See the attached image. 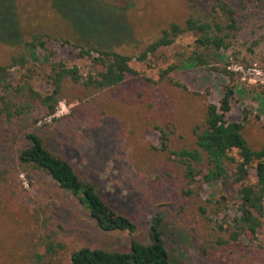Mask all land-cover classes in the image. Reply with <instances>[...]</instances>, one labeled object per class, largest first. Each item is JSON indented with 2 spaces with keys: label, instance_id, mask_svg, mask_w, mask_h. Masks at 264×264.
Returning a JSON list of instances; mask_svg holds the SVG:
<instances>
[{
  "label": "rangeland",
  "instance_id": "1",
  "mask_svg": "<svg viewBox=\"0 0 264 264\" xmlns=\"http://www.w3.org/2000/svg\"><path fill=\"white\" fill-rule=\"evenodd\" d=\"M222 4L236 11L239 27L236 36L226 40L227 47L213 55L215 67L236 74L226 120L244 124L246 141L259 148L264 143V0H0V67L20 54L34 35L54 39L47 42L46 50L27 53L25 68L7 69L0 85L14 84L27 73L32 75L33 89L44 95L51 91L47 76L54 62L76 67L82 76L99 69L88 58L78 57L79 48L129 56L130 67L140 74L84 99L79 88L65 83L64 99L53 118L46 117L41 106L29 103L11 124L0 126V171L9 172L7 177L18 192L0 188V243L6 246L0 247V264H25L20 255L26 247L34 250L37 237L46 232L54 233L65 246L57 264H69V255L83 247L123 252L132 240L148 241L155 213L162 217L163 241L172 264H264V219L255 239L228 241L227 232L215 228L228 229L236 217L240 186L232 181L202 183L195 194L186 196L181 173L157 152L160 134L155 128L167 122L176 128L173 146L191 145L192 128L208 103L218 105L228 78L191 69L170 74L185 90L159 81L160 70L190 56L196 33H182L144 62L135 60L172 24L183 26L193 18L225 26ZM28 132L36 133L47 149L70 162L76 174L93 184L136 230L102 232L77 200L49 176L31 173L27 180L20 174L17 155L26 146ZM253 181L250 169L249 182ZM221 197L226 201L215 213L213 204ZM200 206L207 209L210 221ZM217 238L227 244L214 247ZM200 244H205V254Z\"/></svg>",
  "mask_w": 264,
  "mask_h": 264
},
{
  "label": "trees",
  "instance_id": "2",
  "mask_svg": "<svg viewBox=\"0 0 264 264\" xmlns=\"http://www.w3.org/2000/svg\"><path fill=\"white\" fill-rule=\"evenodd\" d=\"M10 4L15 14L13 2ZM219 8L227 21L225 26L216 20L210 22L193 18L187 19L183 26L172 24L158 39L148 44L135 60L144 62L160 49L170 46L182 33H196L197 38L193 42L190 56L181 63L160 70L159 81H168L185 90L184 86L171 79L170 74L191 69L214 71L228 78L218 105L208 103L203 109L200 122L192 128L190 146H173L172 137L176 128L172 122H167L161 127L156 126L155 129L160 134L157 152L181 173L184 180L182 186L188 188L182 191L186 196L195 194V188L202 183L220 182L226 185L232 181L240 186L236 217L232 219L228 229L220 225L215 227L218 231L227 232L228 241L236 242L248 236L255 239L264 219V143L259 148L251 147L244 137V124L226 120L234 101L235 89L232 83L236 74L225 67H215L213 62L216 57L213 55L227 47L226 40L235 37L239 27L235 10L227 4H222ZM49 40L54 39L48 34L34 35L29 42L24 43V50L20 54L13 55L6 67H0V76L7 69L25 68L27 53H32L37 48L46 50ZM92 53H95L96 57ZM78 57L88 58L92 65L99 69L82 76L76 67L70 68L61 62H54L47 76L51 91L44 95L33 89L31 74H21L14 84H1L0 126L11 124L22 114L24 104L29 103L41 106L46 117L53 118L59 103L64 99L65 83L79 88V96L84 99L89 95L115 88L129 77H140L129 65L132 58L115 51L79 48ZM36 122L37 119H34L33 123ZM24 138L26 146L18 153L17 163L21 169L19 173L27 180L30 179L31 173L49 176L59 188L77 200L102 232L120 231L131 234L136 230V225L129 218L115 211L104 201L93 184L83 181L76 174L70 162L47 149L41 137L34 132H28L24 134ZM250 169L254 170L253 182H249ZM8 175L7 170L0 171V188L17 195V186L11 183ZM225 201L226 199L221 197L214 202L215 213ZM199 210L209 220L207 209L200 206ZM161 223V215L155 213L148 230V241L145 243L132 240L128 249L123 252L83 247L69 255V264H172L163 241ZM55 236L54 233L46 232L45 236L37 237L34 250L26 247L20 255V260L25 264H57L56 261L65 246L58 242ZM211 242L212 240L209 243ZM212 243L214 247L227 244L220 238ZM0 247L4 250L6 246L0 243ZM198 248L203 254L207 251L205 244H200ZM13 249L16 247L11 248ZM10 254L15 255L12 252ZM3 259H8L6 254Z\"/></svg>",
  "mask_w": 264,
  "mask_h": 264
}]
</instances>
